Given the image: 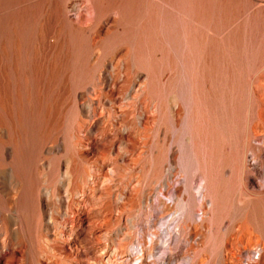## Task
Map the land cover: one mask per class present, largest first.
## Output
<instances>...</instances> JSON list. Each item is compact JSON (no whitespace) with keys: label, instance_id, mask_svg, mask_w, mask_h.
Masks as SVG:
<instances>
[{"label":"rangeland","instance_id":"obj_1","mask_svg":"<svg viewBox=\"0 0 264 264\" xmlns=\"http://www.w3.org/2000/svg\"><path fill=\"white\" fill-rule=\"evenodd\" d=\"M0 264H264V0H0Z\"/></svg>","mask_w":264,"mask_h":264}]
</instances>
